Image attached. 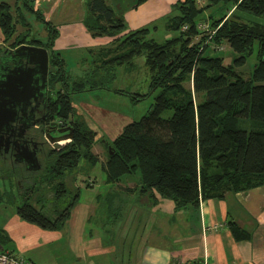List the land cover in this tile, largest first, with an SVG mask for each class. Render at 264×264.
Returning <instances> with one entry per match:
<instances>
[{
  "label": "trees",
  "instance_id": "obj_1",
  "mask_svg": "<svg viewBox=\"0 0 264 264\" xmlns=\"http://www.w3.org/2000/svg\"><path fill=\"white\" fill-rule=\"evenodd\" d=\"M31 1L15 0L12 4L0 0V29L4 41H11L6 50L25 42L49 49L50 71L62 84L58 96L50 101L49 119L72 122L74 133L64 146L47 151L41 169L28 172L19 164L11 165L13 176L24 181L17 184L16 210L23 220L42 229L60 230L80 195L79 186L77 193H70L66 177L83 159L92 165L99 162L93 151L96 130L74 117L75 95L103 86L90 84L84 77L74 79L65 71V58L54 49L59 30L45 21L40 11L36 10L45 21L46 40L33 38L29 42L25 32L17 33L18 24L28 21L21 6L33 11ZM134 1L132 7L136 8L147 0ZM221 4L232 5L229 15L202 17L206 9ZM174 8L177 12L168 17L166 26L176 31L175 35L161 41L150 36V25L130 29L115 47L124 50L103 58L97 68L114 70L135 56H144L152 72L150 90L135 93L133 98L141 100L158 91L148 113L126 124L107 143V160L102 163L107 179L119 182L133 174L141 192L157 191L180 208L264 184V130L248 125L264 123V0H177ZM83 22L95 36H112L127 29L123 15L107 0H88ZM214 30L213 34L206 32ZM198 35L200 39L194 42ZM222 42L239 55L235 58L238 64L247 60L257 44L259 61L249 78L238 73L232 63H225L224 56L209 52L212 43ZM2 48L0 56L5 54ZM187 78L192 79L193 91L183 84ZM8 184L4 186L10 196ZM42 185L50 186L56 201L69 197V202L49 212L34 204L31 198ZM41 199L39 196L36 201ZM232 231L236 239L251 235L234 222Z\"/></svg>",
  "mask_w": 264,
  "mask_h": 264
},
{
  "label": "crops",
  "instance_id": "obj_2",
  "mask_svg": "<svg viewBox=\"0 0 264 264\" xmlns=\"http://www.w3.org/2000/svg\"><path fill=\"white\" fill-rule=\"evenodd\" d=\"M176 2L147 0L136 8L129 3L122 12L126 30L168 16ZM77 21L60 25L54 49L61 56L112 42ZM3 40L0 30L1 46ZM2 182L0 245L36 264H264V184L179 208L157 191L141 192L132 179L112 182L105 173L76 181L85 198L80 193L62 229L46 230L19 216L18 198L7 200ZM233 222L250 237L236 239Z\"/></svg>",
  "mask_w": 264,
  "mask_h": 264
},
{
  "label": "rangeland",
  "instance_id": "obj_3",
  "mask_svg": "<svg viewBox=\"0 0 264 264\" xmlns=\"http://www.w3.org/2000/svg\"><path fill=\"white\" fill-rule=\"evenodd\" d=\"M6 1L11 2L12 4L15 3V0ZM87 1L88 0H32L30 4L34 8L33 11H29L25 5L23 7L21 6V10L25 17H27L28 21H26L25 25L20 23L18 24L17 33H22L24 35L23 32H25L26 34L24 35V38L29 42L33 38L46 40L48 36V30L44 23L46 20L54 23L58 30L60 29V25L76 20H78L77 22L80 26L88 29L83 22L85 15L84 12L87 9ZM107 2L112 5L118 13L122 14L124 8H126L129 3H133L135 1L107 0ZM231 6L232 5L224 6L222 4L221 6H212L205 10L202 17L206 19L209 18L210 15H213L215 18L222 17L225 13L229 15L231 12ZM36 10L40 11L45 21L38 17ZM176 12L177 11L173 7L168 16L160 17L155 23L151 24L149 26L151 29L150 36L162 41L175 35L176 31L169 30L166 25L168 17L172 16ZM16 17L18 18V15ZM79 19H82V21ZM127 31L128 30H124L119 34L112 36L106 35L113 37V40H111L112 42H107L106 44L93 49L87 50L84 48H71L68 51H63L62 56L65 58L64 68L65 71L71 75V77L77 80L81 79L79 77H84L90 84L97 83L103 86V88L85 89L75 95L76 112L74 117L84 123L86 122L90 128L96 130L93 151L98 155L100 162L92 165L87 160L83 159L76 170L69 172L66 177V181L71 194L78 192L76 180L83 183L89 177H96L99 179L101 176H104L105 173L102 170L101 163L107 160V143L119 135L126 124L134 120H139L143 115L147 114L155 102V96L158 94V91L156 90L141 100L133 98L135 93L143 94L149 92L150 90L152 72L146 63V58L144 56H135L126 63L116 66L114 70L108 69L105 66H103V68H97L98 65L102 64L103 58H108L110 57L109 55H114L116 53L120 54L124 50V48H118L116 50L115 47L119 45L121 40L120 38L123 37V34ZM206 32L213 34L212 31ZM2 36H4L3 33ZM200 37L201 35L196 36L194 38V42H197ZM104 41H109V38H106ZM10 42L11 41H4L2 46L0 45V47H3L2 49H4V52L6 49L10 48ZM26 43L27 42L23 44ZM108 49H113L116 52L114 53L113 50L110 51ZM209 50V52H212L213 54L224 56V62L228 64L232 63L235 70L245 78H249L252 75L255 65L259 61L257 44L254 45L253 52L248 56L247 60L241 64H238V62L235 61V58L239 55L232 51L227 42L219 44L212 43ZM50 69H52L51 64ZM94 71L97 72L94 73ZM183 84L187 89H191L193 91L191 78L185 79ZM61 89L62 84L58 86V94ZM194 97L197 101L199 100L198 94L194 95ZM168 114L169 112L165 113V115ZM58 121L60 120L58 119ZM251 123H248V125L252 126V128L264 130V123ZM69 140L70 138H67L65 143H68ZM46 148L49 150L56 147L54 144L49 143L46 145ZM42 157L43 155H41L40 161L41 159L44 161L45 158ZM13 175L14 171L11 167V163L9 161L5 163L2 159H0V178H2L3 185L5 182L11 185V187H9L8 184L7 188L12 191V195L10 194L9 196L8 193L6 195L12 199H14V195L18 198V182L21 181L20 183L22 185L24 184L22 177H16ZM135 177L136 176L133 174H127L123 176L122 181L124 184H128L127 182L130 179L135 181ZM80 193H82V197L85 198L86 195L84 187ZM39 196L43 199H41L40 202H37L36 200ZM5 198L12 201L7 197ZM31 201L34 204H40L41 208H44V210L49 212L53 209L61 208L62 204L68 203L69 197L62 202L58 200L56 201L54 198V192L50 186L42 185L39 191L34 193Z\"/></svg>",
  "mask_w": 264,
  "mask_h": 264
},
{
  "label": "water",
  "instance_id": "obj_4",
  "mask_svg": "<svg viewBox=\"0 0 264 264\" xmlns=\"http://www.w3.org/2000/svg\"><path fill=\"white\" fill-rule=\"evenodd\" d=\"M7 54L11 56L12 63L0 66V130L15 123L41 90L47 91L50 69V51L45 46L21 44L6 50L5 54L0 56V62H5L4 58ZM52 87L54 88V83ZM23 124H25L24 128H29L35 123L27 124L23 121ZM67 129V127H59L57 123L45 127L48 139L56 148L62 147L72 134L59 136L52 132H64ZM10 143L7 138V150ZM16 160L25 163L29 170L37 171L42 167L35 147H26L24 152L17 153ZM0 249H3L1 245Z\"/></svg>",
  "mask_w": 264,
  "mask_h": 264
},
{
  "label": "flooded vegetation",
  "instance_id": "obj_5",
  "mask_svg": "<svg viewBox=\"0 0 264 264\" xmlns=\"http://www.w3.org/2000/svg\"><path fill=\"white\" fill-rule=\"evenodd\" d=\"M5 62H0V66L9 63H12V58L10 55L4 58ZM54 83V88L52 87ZM61 85V80L59 77H55L53 73L49 69L48 82H47V91L41 90L38 93V96L35 100H32V103L29 104L28 108L25 110L24 114L13 123L11 126L2 128L0 130V159H2L5 163L8 161L12 166L21 165L31 172L33 170H29L26 167L25 163L18 162L17 153L24 152L25 148H34L37 150V154L39 159L41 155L42 158H46L47 156V148L46 145L52 143L47 135L45 127L48 125H53L55 123L58 124L59 127H67L68 129L64 132L53 131L54 135H66L74 133V125L72 122H68L63 124L62 121H58V119H49V104L53 98L58 96V86ZM22 113V112H21ZM24 115V116H23ZM23 121H26L27 124L35 123L29 128H24ZM23 125V126H22ZM10 140V147L8 150L6 149V139ZM47 138V139H45ZM53 144V143H52ZM66 144V143H65ZM63 144L62 146H64ZM41 163H43V159H41Z\"/></svg>",
  "mask_w": 264,
  "mask_h": 264
},
{
  "label": "built area",
  "instance_id": "obj_6",
  "mask_svg": "<svg viewBox=\"0 0 264 264\" xmlns=\"http://www.w3.org/2000/svg\"><path fill=\"white\" fill-rule=\"evenodd\" d=\"M201 27L206 29L208 28L207 24H201ZM186 28V26H185ZM213 33L215 32L212 31ZM0 264H36L34 261H32L30 258L16 253L9 249H0ZM198 264V263H195Z\"/></svg>",
  "mask_w": 264,
  "mask_h": 264
},
{
  "label": "bare ground",
  "instance_id": "obj_7",
  "mask_svg": "<svg viewBox=\"0 0 264 264\" xmlns=\"http://www.w3.org/2000/svg\"><path fill=\"white\" fill-rule=\"evenodd\" d=\"M99 82V81H98Z\"/></svg>",
  "mask_w": 264,
  "mask_h": 264
}]
</instances>
